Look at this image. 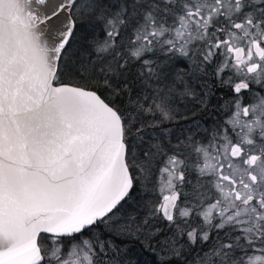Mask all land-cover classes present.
I'll list each match as a JSON object with an SVG mask.
<instances>
[{
    "label": "snow or ice",
    "instance_id": "snow-or-ice-1",
    "mask_svg": "<svg viewBox=\"0 0 264 264\" xmlns=\"http://www.w3.org/2000/svg\"><path fill=\"white\" fill-rule=\"evenodd\" d=\"M0 264H264V0H0Z\"/></svg>",
    "mask_w": 264,
    "mask_h": 264
}]
</instances>
